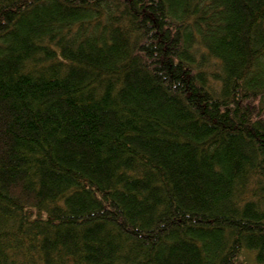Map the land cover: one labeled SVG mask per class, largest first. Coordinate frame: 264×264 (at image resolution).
I'll use <instances>...</instances> for the list:
<instances>
[{"label": "trees", "instance_id": "1", "mask_svg": "<svg viewBox=\"0 0 264 264\" xmlns=\"http://www.w3.org/2000/svg\"><path fill=\"white\" fill-rule=\"evenodd\" d=\"M0 264H264V0H0Z\"/></svg>", "mask_w": 264, "mask_h": 264}]
</instances>
